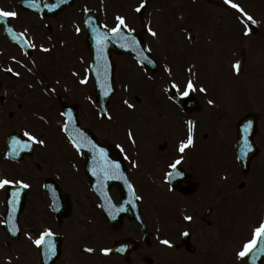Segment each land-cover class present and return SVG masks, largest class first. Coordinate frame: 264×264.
Returning a JSON list of instances; mask_svg holds the SVG:
<instances>
[{
	"label": "flooded vegetation",
	"instance_id": "af4514ba",
	"mask_svg": "<svg viewBox=\"0 0 264 264\" xmlns=\"http://www.w3.org/2000/svg\"><path fill=\"white\" fill-rule=\"evenodd\" d=\"M43 1V0H42ZM197 4H188L189 10L199 8L200 17H196V22H201L204 27L202 34L205 42L215 41L220 44L221 41L234 42L237 41L235 47L237 51L240 50V33L238 32H222L214 33L210 30L215 25H226L228 30H235V25L240 23V11L227 3V0H199ZM233 3L239 4L241 0H233ZM17 0H0V8L8 11H15L18 16L9 18V24L14 28L23 31L25 29L33 30L32 19L33 16L40 19L43 33V44L48 51H46V59L51 57H60L65 46L71 50L74 38L66 36L63 33V16L64 12L47 13L40 15L33 11H26L17 6ZM60 14V15H59ZM223 28V27H222ZM70 30V29H69ZM69 34V32H68ZM79 38V36H78ZM225 43V44H227ZM208 44V43H206ZM21 51L20 48L10 40L4 29V22L0 21V78L2 80L3 89L9 90L13 86L20 83V81L6 73L8 68H13L18 64L16 52ZM15 57V59H13ZM204 85V83H202ZM18 93L13 90L6 97V103L10 108H14L15 104L22 106L18 100L21 97H14ZM206 99V98H205ZM15 113H12V117ZM205 116V112H204ZM203 115L200 116V119ZM196 122L198 118H195ZM199 124V123H198ZM201 132L197 127L194 132L195 144L189 146L184 153L178 151L179 144L175 140L172 144L164 147L169 153V158H176L178 154L185 158L186 170L191 171L192 160L197 161L200 158L199 152H202L208 147L207 144L200 142L204 132H207L213 123L210 122L207 115L203 119ZM264 126V123H263ZM260 127L262 128L261 122ZM183 136V135H182ZM181 136V137H182ZM264 135L258 134L257 140L260 144L263 143ZM200 142V143H199ZM155 149L153 146L147 147ZM158 148V146H157ZM34 156L22 157L19 161L3 159L0 153V178H10L14 180H23L29 184L27 188L26 206L20 212L19 230L14 234H9L4 230L6 221V196L8 188L0 189V264H198L202 257L203 251L198 249V237L193 243L196 245L195 251L190 252L179 241L174 242V248H168L167 245L157 243H149L148 245L139 244L134 254L142 252L140 257H124V218L121 227L114 231L109 221L106 220L103 212L90 202V196L85 192H80V187L75 185L72 187L73 191H69L72 195V200L76 204L69 213L54 212L50 208V198L48 191L44 187L45 180L49 178L48 162L41 164L33 162ZM36 158L45 161L43 154H38ZM154 160L158 161L160 156L156 149L153 156ZM164 158V157H163ZM261 160L255 167V172L259 177L264 178V157L260 156ZM5 162V163H1ZM197 169H203L198 168ZM15 186V185H13ZM11 187V186H10ZM260 193L264 194V181L260 186ZM228 188V187H227ZM226 188V189H227ZM34 197L37 200L31 203V209L25 212L27 203L33 201ZM192 198V197H191ZM38 201L41 205V211L38 209ZM32 211V212H29ZM9 227L15 228L14 224L10 222ZM46 229H50L52 235L46 237L45 244L37 246L33 241ZM12 232V231H11ZM169 236L176 237L177 231L172 230ZM194 238V235L192 234ZM117 241H123L122 246L117 251H110L108 254L102 252V249H111ZM51 245L52 251H49ZM93 249L88 252L87 249ZM149 252L153 253L152 260L145 259Z\"/></svg>",
	"mask_w": 264,
	"mask_h": 264
},
{
	"label": "rangeland",
	"instance_id": "374dc122",
	"mask_svg": "<svg viewBox=\"0 0 264 264\" xmlns=\"http://www.w3.org/2000/svg\"><path fill=\"white\" fill-rule=\"evenodd\" d=\"M126 2V7L130 8L134 4L138 2V0H124ZM132 24H135L139 26V22H133L130 20ZM141 25V24H140ZM41 61V55L36 54L33 57V73L31 75V80H33V88L30 89L27 85H25L21 92L23 93L22 96L24 97H31L32 102H29L23 111L26 112L27 119L32 118V121H28V126H30L33 130L38 131V136H40L41 133L46 137L49 145H58L60 141L59 135H56L57 138H55L54 134H58V130L53 126V121H47L46 117L48 115L45 113L47 110V100L44 98V95L40 92V87H44L43 84L40 83L41 79V71H42V62ZM119 59L118 65L121 64L117 68V91L115 95L113 96V99L111 101V108H110V116L111 118H105L101 119L99 116H94V118H91V115L87 116V113L90 111H93L91 108L93 107L94 101H93V94L91 93V86L89 84L88 87H81L79 90V101L82 105H80L81 112V118L84 125L91 126L95 130H99L102 137H105L107 134V130L114 131V133L118 134L121 130H124V123H131L130 125L134 130H136L138 127V122L140 119V110L139 105L136 102L134 98L133 91H136L139 88L140 85L136 80H134L135 77L139 78L136 74V71H127L124 72L123 79L121 77L123 64L120 62ZM123 62V61H122ZM38 66H36V65ZM73 63L68 62L69 68L72 67ZM124 68V67H123ZM85 74V71L83 72ZM126 74V75H125ZM128 76V77H127ZM127 77V78H126ZM126 78V79H125ZM136 79V78H135ZM30 80V78H29ZM63 82L67 80L66 78H62ZM42 81V79H41ZM140 81V78H139ZM130 85L129 87H126L125 85ZM56 89L57 86L54 85ZM128 88V89H127ZM32 90V91H31ZM156 90V89H155ZM243 96H246L248 94V91L240 90ZM148 91H146L147 93ZM40 93V94H39ZM42 97V98H41ZM125 100L128 101L129 104L133 105L134 107L127 108V104L124 103ZM153 99H155L157 103V110L160 109V106L163 109H167L166 104H163L160 99V92L156 90L153 92ZM82 100V101H81ZM143 102V101H142ZM50 104V103H49ZM48 104V106H49ZM46 106V107H44ZM41 108V111L38 112V110ZM43 109V110H42ZM29 110H32V116H30ZM47 112V111H46ZM22 113V112H21ZM22 113V114H23ZM45 113L46 115H44ZM48 113V112H47ZM54 115L51 114V117L55 118L54 121L57 123V127H59V121L62 119L61 115L57 113V111H53ZM55 139V140H54ZM58 139V140H57ZM56 141V142H55ZM61 151L62 153H66L68 150L65 145H61ZM58 145V146H59ZM49 147V148H48ZM47 149L52 148L47 145ZM216 160L218 164L224 165L223 157L219 151H217V157ZM62 168H69V162L68 159L63 158L62 163L60 165ZM152 195V194H151ZM150 195V196H151ZM157 199L161 200L160 197H157ZM259 200V199H257ZM161 204L164 206L160 208V210H165L168 208L170 203H167L165 201H161ZM142 208L146 211L148 208V212H155L152 207H149L147 204V201L144 200V202L141 204ZM174 208H176L177 204H173ZM29 208V207H28ZM225 208H228V211L224 212V217H222V222H220V233L215 234L210 240H205L204 242L209 241L207 244L209 246V249L212 251L210 253V257L208 258L209 261H213L211 264H247L246 257L241 258L238 256V252L242 250L243 245L251 240L254 236V230L260 226L261 223H263V216H264V205L263 202L256 201V200H248L242 203H239V201H230L226 203ZM41 211V205L38 204L37 210ZM32 210V209H31ZM28 212V210L26 211ZM32 212V211H29ZM165 212V211H163ZM133 228L132 224L128 223L127 226L124 229V234L133 232L131 229ZM206 231L210 234V232H213L215 228H212V226L205 228ZM208 229V230H207ZM218 229V228H216ZM204 230V227L202 228ZM201 244L202 240L200 241ZM206 250L208 248L206 247Z\"/></svg>",
	"mask_w": 264,
	"mask_h": 264
},
{
	"label": "snow or ice",
	"instance_id": "6c2138e0",
	"mask_svg": "<svg viewBox=\"0 0 264 264\" xmlns=\"http://www.w3.org/2000/svg\"><path fill=\"white\" fill-rule=\"evenodd\" d=\"M227 3L231 4L232 7L237 8L241 13H243V15L247 18V21H250L253 24L256 23L255 19L250 14L245 12L244 9L239 4L233 3V0H227ZM145 4H146V0H142L140 5L136 8V11L137 12L141 11V9L145 7ZM31 6L33 8H39L40 7V5L36 2V0H31ZM85 10L88 11V9H85ZM16 16H18L17 12L8 11V10H5L4 8H0V21H3L6 25L9 22V18H14ZM115 20H116L115 26L106 32L101 33L97 29H92V31L97 32V37H96L97 49H98V55L101 58H103L104 46L106 45L109 38L125 41L124 43L121 44L122 47L135 49L139 46V41H137L135 39V37H132L129 40V37L127 35H125V33L123 31V29H127L129 33H131L133 31V29H130L128 24L126 23L125 17L122 15H117L115 17ZM104 28L107 29L108 26L104 25ZM76 30L80 31L79 28H77ZM6 31L13 37V39L20 41L26 47H28V48H35L36 47V45L34 43H29L25 39V33L24 32L16 33L15 31H13V29L11 27H7ZM148 31L151 33L152 36L157 35V33L151 27H148ZM40 47L43 48L42 45ZM43 50L48 51V49H46V48H43ZM139 51L141 53V62H143V60L148 59L146 56L142 55L143 51H144L143 49H140ZM13 59H15V57H13ZM234 67L237 69V71H239V63L234 65ZM7 70L12 71L11 68H9ZM16 75L19 76L20 73L17 72ZM87 82H88L87 77H85L84 79L81 80V83H87ZM104 82L107 84V89L105 90L104 95L107 96V95H109V90L111 88V84L108 82L107 65L104 66ZM173 87L179 89V85H176L175 82H173ZM194 89H195V85L193 83V80L189 79L186 83V89L184 91H182L180 93V95L187 96V95H189V91L194 90ZM200 90L205 91V89H203L202 87ZM124 103L127 104L129 107H134L133 105L129 104L127 100H125ZM209 103H212V101H209ZM108 118L110 119L111 116L108 115ZM68 123H71V116H69V122ZM68 123H66L63 126L64 131L69 130L68 129ZM188 123H189V129H188L187 139L183 140L179 143L178 151L180 153H184L185 150L189 146L193 145V143H194V138H193L194 123L192 121H189ZM23 134H24V136L29 138L28 141H21V140H18L16 138H13V140L11 142V149H10L12 155H18L20 147L30 148L32 143H38L41 145L45 144V141L43 139H38V137L36 135L32 134L28 130H25ZM128 136H129V138L133 137V133H132L131 129H129V131H128ZM69 139L71 140L72 144L74 145V147L77 150H80L82 148H88L92 151H97L96 146L84 135V133H82L78 129L73 130L72 135L69 137ZM132 142L135 143V140L133 139ZM94 159H95V157H94ZM99 159H100V161H102V164L100 165L98 171H96L97 175H103V177L105 179L122 178V179L126 180V177H123V175L121 174L120 164L118 162H115V161H109L106 158L103 149L99 150ZM182 159H183V157L181 156L170 165V167L174 171L167 174L168 179H173V178L183 176V173L181 171L176 170L177 165H179L181 163ZM13 185H16L17 187H16L15 191H11V193H10V195H11V201L10 202L13 206V211H15V205L17 204L18 199L21 195V191L23 189L30 187V185L25 183L23 180H14V179H10L7 177L0 178V189H6V188H9L10 186H13ZM128 187L132 188V185L129 184ZM185 219L191 220L192 217L187 216V217H185ZM11 231L15 232V231H17V229L13 228V229H11ZM185 234H187V233H185ZM51 235H52L51 230L46 229L33 242L37 246H41V245L45 244L46 237H49ZM258 238H259L260 243H261L260 252H264V223H261L260 226L254 230L253 238L243 245L242 250L238 252V256H240L241 258L246 257L248 255V253L253 249V247L257 244ZM162 243L165 245H170V241L167 239L163 240ZM123 250L124 249H121V251H123ZM49 251H52L51 245H49ZM87 251L92 252L93 249L89 248V249H87ZM110 251H111V249H109V248L102 249V252L105 254H108Z\"/></svg>",
	"mask_w": 264,
	"mask_h": 264
},
{
	"label": "water",
	"instance_id": "95a60500",
	"mask_svg": "<svg viewBox=\"0 0 264 264\" xmlns=\"http://www.w3.org/2000/svg\"><path fill=\"white\" fill-rule=\"evenodd\" d=\"M110 43L111 42H108L107 41V43H106V45H105V47H104V53H103V55H104V57H105V60L104 61H106V64L108 65L107 66V70H108V81L110 80V77H111V79H112V75H111V73H112V71H113V67H112V65H110V54H108L109 52L106 50V49H108L109 51L111 50V45H110ZM90 48H91V50H92V53H93V55L94 56H97L98 55V49H97V45H90ZM106 53V54H105ZM95 59H96V61L97 60H100L98 57H95ZM95 61V62H96ZM97 64H99V62L97 61ZM100 72V68L98 67V68H96L95 69V66H94V73H99ZM109 74H110V76H109ZM98 75H97V96H98V98H99V100H100V102L102 101L103 103H107V101H108V99L109 98H106V96H104V93H103V90H101L100 88L102 87V85H100L99 83H98ZM109 91H111V93H112V91H113V89H112V85H111V88H110V90ZM110 96V95H109ZM108 96V97H109ZM260 247H261V244H260V246L258 247V250L260 249ZM251 259H250V263L251 264H261V259L264 257V253H262V255H261V257L259 256H255L254 255V253H252V255H251Z\"/></svg>",
	"mask_w": 264,
	"mask_h": 264
}]
</instances>
